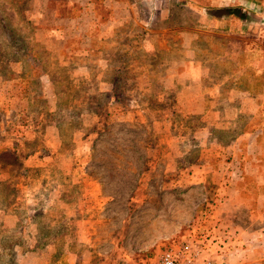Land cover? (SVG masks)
<instances>
[{
  "label": "rangeland",
  "instance_id": "1",
  "mask_svg": "<svg viewBox=\"0 0 264 264\" xmlns=\"http://www.w3.org/2000/svg\"><path fill=\"white\" fill-rule=\"evenodd\" d=\"M203 1L0 0V51L22 61L0 53V264H157L187 242L210 253L237 161L163 88L181 39L211 37ZM77 18L113 27L91 55L77 36L36 40L37 22Z\"/></svg>",
  "mask_w": 264,
  "mask_h": 264
},
{
  "label": "crops",
  "instance_id": "2",
  "mask_svg": "<svg viewBox=\"0 0 264 264\" xmlns=\"http://www.w3.org/2000/svg\"><path fill=\"white\" fill-rule=\"evenodd\" d=\"M203 2L194 7L205 13L201 20L211 37L181 39L179 63L165 73L163 88L175 95L174 107L182 117L197 114L206 123V147L218 146L237 161L226 165L228 180L219 185L206 257L214 264H264V123L256 125L264 116V46L259 43L264 39V0ZM80 21L37 22L41 34L36 40L50 48L77 36L79 44L88 46L84 53L91 55L96 41L113 27ZM211 127L223 131L227 141L212 135ZM234 172L246 175L230 178ZM246 188L254 190L248 194L242 191Z\"/></svg>",
  "mask_w": 264,
  "mask_h": 264
},
{
  "label": "built area",
  "instance_id": "3",
  "mask_svg": "<svg viewBox=\"0 0 264 264\" xmlns=\"http://www.w3.org/2000/svg\"><path fill=\"white\" fill-rule=\"evenodd\" d=\"M202 245L184 243L178 249H167L158 258L157 264H214L204 254Z\"/></svg>",
  "mask_w": 264,
  "mask_h": 264
},
{
  "label": "trees",
  "instance_id": "4",
  "mask_svg": "<svg viewBox=\"0 0 264 264\" xmlns=\"http://www.w3.org/2000/svg\"><path fill=\"white\" fill-rule=\"evenodd\" d=\"M0 53H3L5 56H7V64L10 65L14 62H18V64H22V61L17 59L14 55L10 54V53H7V52H3V51H0ZM31 53V49L28 48V46L23 43V54L26 56L27 54Z\"/></svg>",
  "mask_w": 264,
  "mask_h": 264
}]
</instances>
